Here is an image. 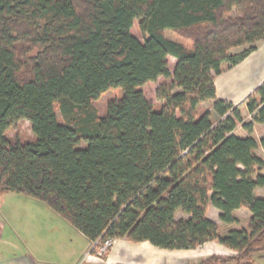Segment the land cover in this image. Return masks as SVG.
Masks as SVG:
<instances>
[{
  "label": "trees",
  "instance_id": "1",
  "mask_svg": "<svg viewBox=\"0 0 264 264\" xmlns=\"http://www.w3.org/2000/svg\"><path fill=\"white\" fill-rule=\"evenodd\" d=\"M262 41L264 0H0V198L42 202L91 242L217 241L237 255L199 264H253L264 254V160L251 136L264 124V84L245 123L217 100L215 76ZM159 78L156 109L142 88ZM115 89L122 97L99 116L92 103ZM207 101L212 111L198 114ZM20 120L27 142L6 137ZM210 205L226 225L247 209L248 228L222 234Z\"/></svg>",
  "mask_w": 264,
  "mask_h": 264
},
{
  "label": "crops",
  "instance_id": "2",
  "mask_svg": "<svg viewBox=\"0 0 264 264\" xmlns=\"http://www.w3.org/2000/svg\"><path fill=\"white\" fill-rule=\"evenodd\" d=\"M263 84L264 41L258 44L257 50L237 65L223 66L222 72L215 76L216 98L232 103L241 110L242 115L247 114L251 120L252 116L247 110L246 102L248 97ZM210 102L212 111L214 101ZM258 128L264 129V124H255L253 133ZM242 129L245 130L243 127ZM257 190L256 197H258ZM21 196L23 195L10 193L0 198V228L2 231L0 264H78L80 262L81 264H199L211 256L237 255L236 251L217 241L207 242L195 249L167 250L156 247L148 241L132 243L127 239H116L113 247L103 259L94 255L89 257L86 253L92 242L81 232L48 206L31 205L33 204L31 200L35 199L30 198L27 201ZM7 201L29 206L24 207L21 216L17 209L6 207ZM243 209L235 211L234 215L237 220V213ZM247 212L251 218L250 211L247 210ZM177 214L178 218L179 214ZM220 214V210L212 205L209 206L208 218L216 222L221 230L223 225L219 222ZM221 233L226 234L222 230ZM256 255L264 257V254Z\"/></svg>",
  "mask_w": 264,
  "mask_h": 264
},
{
  "label": "rangeland",
  "instance_id": "3",
  "mask_svg": "<svg viewBox=\"0 0 264 264\" xmlns=\"http://www.w3.org/2000/svg\"><path fill=\"white\" fill-rule=\"evenodd\" d=\"M132 33L134 36H136L139 40L144 41V37L142 35V33L139 30V21H135L134 23V27L132 29ZM245 48H241L238 49L236 51H234L233 53H240L242 52ZM168 63H169V69L171 72L174 71L177 60L173 57H169L168 58ZM226 66H228V64H225ZM163 82V78H159L157 82L155 83H149L148 85H146L144 88H142L143 92L145 93L146 97L148 98V100L154 105V107L157 109L159 108L162 103L160 101H158L157 97H156V92L157 89L159 88V86L162 84ZM122 97V90L121 89H115V90H110L107 93H105L99 100L94 101L92 103V107L95 109L96 113L99 116H105L107 113V108H108V104L111 100L113 99H118ZM212 108V104L210 101H207L205 103H202L198 106V114H203L207 111H211ZM57 113H58V117L61 118V114L60 111L58 110L57 107ZM245 123H248L250 120L247 117V114L243 115ZM214 121H217V116L214 115L213 117ZM235 134L237 136L240 137H245V136H249V134L247 133V131L242 129V125L240 124L239 127H237ZM259 144L258 149L256 150L257 155L264 159V146L261 145V140L264 139V129L263 128H258L256 130V132H254L251 135ZM6 137L11 139V140H15V139H19L23 142H27L30 139L33 138V132L31 129V124L29 121L27 120H20L18 122H16L15 124H13V126L6 132ZM257 196L258 197H264V188H258L257 190ZM23 197L22 199H27V201L30 199L28 197L25 196H21ZM32 199V198H31ZM33 201L31 205H43L45 206V204H43L42 202H39L37 200H31ZM25 206H29L28 204H21L19 202H10L7 201L6 202V207H10V208H14L17 209L18 213L22 216L23 212H24V207ZM179 216L178 219L180 218H187L188 216L186 214H184L182 211L178 212ZM177 214V215H178ZM20 216V217H21ZM238 216V220L236 223L231 224V225H226L224 223H222L220 220V224L223 225L222 227V232H226L228 233L230 230H243V229H247L249 226V214L247 212L246 209L241 210L240 212L237 213ZM253 264H264V257H259V256H255L253 258Z\"/></svg>",
  "mask_w": 264,
  "mask_h": 264
},
{
  "label": "built area",
  "instance_id": "4",
  "mask_svg": "<svg viewBox=\"0 0 264 264\" xmlns=\"http://www.w3.org/2000/svg\"><path fill=\"white\" fill-rule=\"evenodd\" d=\"M1 235H2V231L0 228V238H1ZM113 244H114L113 239H105V240L99 239L95 242H92V245L89 251L86 253V256L90 257L91 255L92 256L94 255L98 258L103 259L108 254L110 249L113 247ZM78 264H81V262Z\"/></svg>",
  "mask_w": 264,
  "mask_h": 264
}]
</instances>
